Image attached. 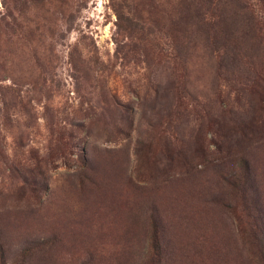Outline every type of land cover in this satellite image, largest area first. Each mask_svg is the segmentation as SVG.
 I'll return each mask as SVG.
<instances>
[{
    "label": "rangeland",
    "instance_id": "rangeland-1",
    "mask_svg": "<svg viewBox=\"0 0 264 264\" xmlns=\"http://www.w3.org/2000/svg\"><path fill=\"white\" fill-rule=\"evenodd\" d=\"M0 0V264H264V0Z\"/></svg>",
    "mask_w": 264,
    "mask_h": 264
},
{
    "label": "trees",
    "instance_id": "trees-1",
    "mask_svg": "<svg viewBox=\"0 0 264 264\" xmlns=\"http://www.w3.org/2000/svg\"><path fill=\"white\" fill-rule=\"evenodd\" d=\"M240 4L242 5V9H246L247 8V4H245L242 0H240Z\"/></svg>",
    "mask_w": 264,
    "mask_h": 264
}]
</instances>
